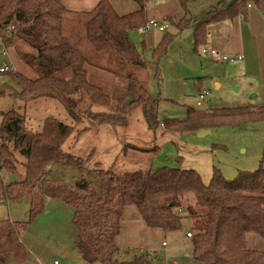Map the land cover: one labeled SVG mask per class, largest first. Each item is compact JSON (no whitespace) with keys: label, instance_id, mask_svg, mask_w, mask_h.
Returning a JSON list of instances; mask_svg holds the SVG:
<instances>
[{"label":"trees","instance_id":"trees-1","mask_svg":"<svg viewBox=\"0 0 264 264\" xmlns=\"http://www.w3.org/2000/svg\"><path fill=\"white\" fill-rule=\"evenodd\" d=\"M137 9L119 14L111 0H100L79 23L85 28L86 42L98 53L113 52L124 73L134 69L146 76L148 64L136 46L130 32L147 21L148 0H133ZM197 0H180L184 16L176 23L178 32L191 27L195 47L205 46L209 27L215 23L246 16L251 4L264 15V0H224L199 20L189 15V6ZM62 0H0V29L14 26L9 35H3L6 46H12L19 37L32 48L21 54L36 73L30 78L19 71L10 72L18 89L4 86L0 96L8 89L10 95L25 102L50 96L64 101L76 96L77 103L84 95L92 104L119 106L120 114L98 113L91 109L81 114L74 106L66 108L74 120L68 125L57 118L47 117L41 131L27 127L26 116L16 110L1 111L0 123V175L2 171L17 173V150L26 158L25 174L18 181L1 186L0 197L9 202H30L29 220H0V264L11 258L23 262L28 258L22 233L44 210L46 198H59L73 208L72 221L78 230L76 248L85 261L102 264H157L154 257L143 250L132 259L120 260L121 250L117 238L126 209L135 206L150 229L165 234L182 231L184 219L191 221L194 258L203 264H264V251L252 248L251 234L264 237V154L260 166L254 171H240L229 180L215 168L209 183L194 169L164 166L155 171L137 169L127 175L105 170L97 163L93 169L96 185L83 175L73 182L62 178L47 179L52 163L86 170V160L65 151L64 144L73 135L76 126L87 119L91 124L126 125L123 113L142 106L148 127L154 133L162 125L167 130H211L224 125L246 121H264V105L256 109L248 106L216 107L199 110L188 107L183 119H158V98L148 93L139 81V94L129 99L122 89L106 90L90 77L92 61L77 43L75 34L67 32L69 18ZM69 22V23H68ZM170 37L154 48L158 62L167 53ZM106 69V68H105ZM5 73V72H4ZM156 140V138H155ZM154 140V141H155ZM139 150L158 156L161 148L124 145V152Z\"/></svg>","mask_w":264,"mask_h":264},{"label":"rangeland","instance_id":"rangeland-1","mask_svg":"<svg viewBox=\"0 0 264 264\" xmlns=\"http://www.w3.org/2000/svg\"><path fill=\"white\" fill-rule=\"evenodd\" d=\"M111 3L119 14L131 13L137 8L133 0H111ZM151 19L165 22L162 18L147 16V20ZM79 22L76 19L73 25L68 24L67 32L69 35L75 34L77 42H74L92 61L89 67L91 79L108 91H126L129 99L139 94L138 82L141 81L148 93L158 98V119L161 123L168 118H185L188 107L205 110L220 106H245L242 103L244 86L238 77L241 74L237 71V61L229 63L201 53L206 46H200L195 51L194 33L192 37L191 31L179 33L170 22L165 31L154 28L147 29L144 33H139L137 29L131 31L133 42L142 51L148 64L145 76L134 69L120 72L119 60L113 52L94 51L86 42L85 28ZM165 37H170L171 41L167 45L166 55L157 62L153 51ZM29 50L32 48L19 37L15 38L12 46H6L0 37V67L8 65L11 71L17 69L26 76L35 78L37 73L21 59V54ZM233 64L234 68H230ZM4 86L19 88L10 72L0 73V88ZM10 92L8 89L0 96V112L16 110L24 114L27 127L37 132L42 130L43 121L47 117L73 125L75 122L66 105L76 104V109L81 114L88 109L98 113L120 114L119 106L92 104L87 95L78 103L76 96L64 97V101L43 96L25 102L11 96ZM204 92H208L206 99L202 97ZM123 116L127 119L126 125H94L86 118L83 119L63 149L85 159L86 170L81 173L77 168L52 163L46 178H62L73 182L83 175L85 179H92L98 185L99 180L93 173L98 163L101 168L112 170L118 175H127L137 169L155 171L164 166L194 169L200 173L205 183H209L215 168L220 169L225 178L232 180L240 171L257 169L263 158L264 121L224 125L205 134H201L200 130H167L160 125L154 133L148 127L142 106L123 113ZM125 144L140 147L157 144L161 153L153 156L133 149L125 153ZM15 153L19 159L18 171L14 174L2 171V188L7 183L20 180L25 174L26 158L17 150ZM29 210V200L9 202L5 195L0 197V220L28 221ZM73 211L62 199L46 198L43 212L22 234V241L28 252L27 260L19 262L11 258L3 264H54L55 261L58 264H102L85 261L75 247L78 230L72 221ZM188 230H192L191 221L184 219L182 231L165 234L163 241L167 242L166 247L161 244L162 238L152 236L151 244L145 251L154 257L157 264H203L194 258L192 239L185 235ZM248 241L252 248L264 251V237L251 234ZM141 252V249L122 248L118 258L132 259Z\"/></svg>","mask_w":264,"mask_h":264},{"label":"crops","instance_id":"crops-1","mask_svg":"<svg viewBox=\"0 0 264 264\" xmlns=\"http://www.w3.org/2000/svg\"><path fill=\"white\" fill-rule=\"evenodd\" d=\"M62 1L68 9L69 17L72 20H80L93 10L100 0ZM223 2L224 0H197L189 6V15L193 19L199 20ZM146 13H148V17H159L170 22L177 29L175 22L184 16L185 9L180 0H148ZM183 31H191L193 37L194 31L191 27ZM2 36L3 34L0 35L1 38ZM205 46L215 48L221 54L242 55L243 58L237 60V71L241 74L238 77L243 81L244 86L242 103L245 106H251L252 109L264 105V15L260 9L255 4H251L246 16L239 15L232 20L211 25ZM32 51L29 50L26 53ZM234 66L233 64L230 68H234ZM252 93L254 95L251 96ZM207 95L204 97L205 99ZM187 232L185 235L189 237ZM152 236L162 238V246L168 245L166 241H163L165 233L162 230L148 228L137 208L135 206L128 207L123 215L121 232L117 238L120 248L148 250Z\"/></svg>","mask_w":264,"mask_h":264},{"label":"built area","instance_id":"built-area-1","mask_svg":"<svg viewBox=\"0 0 264 264\" xmlns=\"http://www.w3.org/2000/svg\"><path fill=\"white\" fill-rule=\"evenodd\" d=\"M168 27H169V23L166 21L164 23H160L159 21H157L155 19H151V20H147L145 24L137 27L136 29L138 30L139 33H144L145 30H147V29L154 28V29H158L160 31H165L168 29ZM13 30H14V26H9V27L0 29V33L1 34L4 33L3 35H9ZM201 53L210 54V55L214 56L217 60L225 61V62H229V63H234L237 60H240L243 58L242 55L228 56L226 54H221L217 49L209 48V47H203ZM7 71H11L10 66L5 65L3 67H0V73H4ZM207 94H208V92H204L202 94V97H205ZM0 177H1V175H0ZM187 235L189 237H191L192 233L187 232ZM164 244H166V242H164ZM54 264H58V262L55 261Z\"/></svg>","mask_w":264,"mask_h":264},{"label":"water","instance_id":"water-1","mask_svg":"<svg viewBox=\"0 0 264 264\" xmlns=\"http://www.w3.org/2000/svg\"><path fill=\"white\" fill-rule=\"evenodd\" d=\"M209 132V130H201L200 131V133L201 134H205V133H208ZM23 200H27V198L26 197H24V199Z\"/></svg>","mask_w":264,"mask_h":264}]
</instances>
